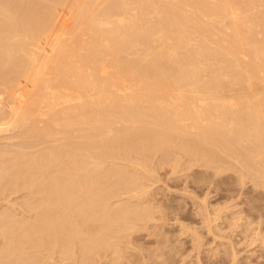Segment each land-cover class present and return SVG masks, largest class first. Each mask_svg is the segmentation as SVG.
Segmentation results:
<instances>
[{"label":"bare ground","instance_id":"obj_1","mask_svg":"<svg viewBox=\"0 0 264 264\" xmlns=\"http://www.w3.org/2000/svg\"><path fill=\"white\" fill-rule=\"evenodd\" d=\"M89 1L0 0V131L21 128L25 148L0 146V191L26 190L21 211H35L0 212L1 263H38L43 249L59 264L137 257L134 232L157 224L137 170L171 147L205 166L233 156L264 190V0ZM59 4L73 24L54 23Z\"/></svg>","mask_w":264,"mask_h":264},{"label":"rangeland","instance_id":"obj_2","mask_svg":"<svg viewBox=\"0 0 264 264\" xmlns=\"http://www.w3.org/2000/svg\"><path fill=\"white\" fill-rule=\"evenodd\" d=\"M90 1H89V3H92L93 0H90ZM235 1L234 0L231 1V5H233V6L237 5V4H235L236 3ZM96 2L98 4V3L101 2V0H99V1L98 0H94L93 3H92L93 7L97 6V5H95ZM263 4H261L262 7H258V8L254 7L256 9V10L254 9V11H258L260 9H263L264 8ZM241 6H243V5L241 4ZM257 6H260V5H257ZM59 7H61V9H63V10L65 9V11L63 12ZM65 7H67V6L66 5H62L61 6L60 4H59V6H57V9H59L61 11L59 12L57 10L59 13L58 14L54 13V14L58 16L61 13V15L58 16L59 20H58L57 16L55 17V15H54V18H55L54 19V23L57 24V23H60V21L61 22L62 21H67L68 23L73 24V21H74L73 20V13L71 11H69L71 13H68L67 10H69V8L68 7L65 8ZM89 7L91 8L90 5H89ZM229 7H231V6L228 5V10L230 9ZM233 8H235V7H233ZM233 8H231L230 10H232ZM185 9H187V8H185ZM244 9H243V12H244ZM250 10H253V8L250 9ZM185 11H187V10H184V12ZM262 11L264 12V10H261V12ZM188 12H185V13H188ZM243 12L241 10L240 14H242ZM248 12H249V10L247 12H245V13H248ZM252 12L253 11H250V14ZM189 14H191V12ZM240 14H238V16ZM252 14H254V12ZM210 15L207 16L208 18H205L206 21H209L208 19H211V18H209ZM248 15H249V13H248ZM238 16H236V17L238 18V21H239L240 17H238ZM189 17L193 18L194 15L193 16H189ZM204 17H206V16H203L202 20L205 21ZM211 17H213V16L211 15ZM214 18L215 17H213L212 18L213 20H211L213 23H214V20H215ZM193 19H196L198 21L201 20V18H198V17L193 18ZM230 20H231V18H230ZM230 20L228 22L227 19H226L227 22H223V23H227V24L229 23L228 24V26H229V25H231V23H230L231 21ZM204 21L202 22L203 24L205 23ZM216 21H217V19H216ZM220 21H221V19H220ZM222 21H224V19H222ZM217 22H219V21H217ZM217 22L214 23V24H212V23H208V24H209L210 27L215 25L217 30H218V27L220 25L218 26ZM232 26H231V30L229 29L230 31L228 30L229 27L226 26L227 29L226 30L224 29L225 32L223 31V33H225L224 35H227V36L229 34L232 35V32H233V30H232L233 27ZM226 27H224V28H226ZM221 30H223V29L221 28ZM257 31L259 32V30H256V36H257L256 39L257 40L259 39L258 41L262 42L263 38L261 39V37H263V36H262V34H260L258 36L257 35V33H258ZM226 32H229V33H226ZM65 34L66 33L61 35V33H60L59 35H61V37L63 36V38H67L68 35L66 34V36H65ZM218 34H221V33L218 32ZM3 86L5 87V85H1L0 84V98H2L1 95H3V97L5 96L4 99L2 98L3 99L2 101L5 100L6 102H4V103L8 104L7 100L10 101V99L8 98L6 93H8L7 91L9 89H8L7 86L5 87L6 89H4ZM2 89H3V91H2ZM4 127L5 126H3V128ZM11 127L13 129H15V127H13V126H11ZM9 129H11V128L7 127L5 129L6 132L5 131L2 132L4 129L0 131V133L1 132L4 133V134H0L1 137H2V135H4L1 138V140H0L1 141L0 144H2L0 146H4L3 143L4 144H8V145H5V149H2L1 152H3V151H15L16 152L17 146H14L16 144L19 145L22 149L25 150V148L22 147L23 142L20 141L23 138V137H21V139H20V136H21V133H22L20 131L21 128H20V130H18V127H16V129L15 130L12 129V131H10ZM7 130H9V131H7ZM18 131H20V134L18 133ZM15 133L18 134V135H15V137H14ZM7 135H13V136L8 137ZM11 137H13V138H11ZM12 142H13V144H12ZM10 144L12 146H14V147H10L11 146ZM20 147H18V148H20ZM0 148H2V147H0ZM22 149L21 150L19 149V151H23ZM179 150L180 149L177 146L171 147L169 159H168V157H166V159H165V156H163V153H161V152H157L155 154L153 153V155H149L147 157L148 162H146V166L149 167V168L144 166L143 168L146 169V170H144L142 168V165L138 167L137 171L139 173L141 172L142 174L144 173L143 175H145V177H144L143 180H146L145 182H146V184H148V189H149V190L147 189V196L144 197L143 202H144V204H145V202H147V205L150 206L149 209L153 208V210H152L153 216H155V213H156V217H155L156 220L153 221L154 220L153 219L152 223L153 222L157 223L156 224L157 227L154 226V228L156 227L157 229L156 228L155 229L151 228L152 229L151 230L150 228L149 229L147 228V230L143 229V230H140L138 233L136 231V234L134 232L133 235H135L136 237L133 236L135 238L133 240L132 251L134 253H136L134 255L135 256L137 255V257H133L132 260H134V258H135V260H137V261H135V263H134V261H132L130 259L126 260V257L124 256L125 258L121 259L122 264H124V263L128 264L129 260L131 262H133L134 264H253V263L254 264H264V200H263L264 198H262L263 195H264V193H263L264 190L261 187H259V186L257 187V184L255 183L256 181H254L251 176H246L245 173H246V171H248L246 169L247 167L244 165V163H243V166H242V164L240 166L239 164L242 163V162H240V161L239 162H235L236 160H235V158H233V156H232V158L234 160L231 158V156H227L226 157L225 154L223 156L224 160L226 159L225 161H223V162L222 161L221 162L217 161V163H216V160H215V161H213L211 166H207V165L205 166L204 162L202 163V161H199L200 164L196 163L194 161H191L190 155L188 156L186 153H183L182 151L180 152ZM171 152H173V153H171ZM184 154H186V155H184ZM221 154L223 155V153H221ZM187 156H188V159H187ZM181 158H182V160H181ZM173 161H176V162H173ZM117 162L122 163V164L126 163L123 160H117ZM191 163L193 165H190ZM167 164L168 165L170 164V165L168 166ZM180 164H181L182 167L180 166ZM215 165H216V167H215ZM175 166H178V167H175ZM199 166H200V168H197ZM225 166H226V168H225ZM234 166H235V168H233ZM239 166L242 167L243 169L240 168ZM140 167H141V169H140ZM236 167H238V168H236ZM133 168H134V166H133ZM209 168H210V170H209ZM224 168L227 169V172H226V170ZM228 168H229L230 172H229ZM135 169H137V168H135ZM139 169H140V171H139ZM173 169H174V171L175 170L176 171L174 172ZM211 169H213V170H211ZM198 170H199V172H198ZM147 171H148V173H147ZM217 171H219V172H217ZM176 172H177V174H175ZM216 172L218 174H216ZM146 175H149L148 176L149 179H147L148 177ZM213 175H215V176H213ZM207 176H209V177L211 176V177L209 178ZM196 177H197L198 180L196 179ZM226 177H228V179ZM229 177L232 178V179H230ZM247 177H248V179H247ZM249 177H251V178H249ZM246 180H247V182H246ZM147 181H149V182H147ZM202 181H203V183H201ZM204 181H207V182H204ZM225 181H227V182H225ZM238 181H239V183H238ZM209 182L210 183L212 182V183L210 184ZM235 182H236V184H235ZM225 183H227V184H225ZM223 187H224V189H223ZM233 187H234V189H233ZM217 189H219V190H217ZM10 191H11L10 189L6 190V191L4 189V190L0 191V200L2 199L0 201V212H4V210L6 211L7 208H9L10 211H12L13 213L18 214V216L19 215L21 216L22 213L21 214H19V213L23 212L24 210H25V212H23V213H25L26 216H31V215H33L35 213V211H30V212L27 211V212H29L28 214H31V215H28L27 212H26V206H25V209L21 211V209L24 208V206H21V205L23 203H24L23 205H25V202H24V200H25L24 197L25 196H23V194L26 195V193H27L26 190H22V191H19L17 193H15L16 191H11L14 194L11 193ZM261 193H263V195H261ZM250 194H251V196H250ZM156 195H158V196H156ZM237 195H238V197H237ZM152 197H154V198H152ZM164 197L165 198L167 197V198L165 199ZM145 198H146V200H145ZM249 198H251V199H249ZM246 199H248V200H246ZM17 202L19 203L18 205L21 204L20 205L21 208H18V210L16 209L17 208L16 206H18V205H15ZM13 203H15L14 206H13ZM155 203H156V205H155ZM204 205L206 207H204ZM224 205H226V206H224ZM155 206H156V208H155ZM161 206H162V209L160 208ZM249 206H251V207H249ZM164 207H165L166 211L163 210ZM14 208L17 210L16 212L14 211L15 210ZM159 209H160V211H159ZM169 210H171V211H169ZM205 212H207V213H205ZM239 215H240V217H239ZM159 216H161V217L159 218ZM237 218H239V220ZM259 218H260V220H259ZM206 223L207 224L211 223V224L207 225ZM230 227H231V229H230ZM220 229H221V231H220ZM150 231H152V232H150ZM1 233H0V235H1L0 236V252L3 251V249L1 247L5 246L4 244L6 242L5 238L3 239V237H2L3 234H1ZM166 234H167V236H165ZM224 236H226V237H224ZM217 239H219V240H217ZM197 240H199V241H197ZM245 240H246V242H245ZM165 242H167L166 245H165ZM164 245H165L166 248H163ZM168 245H170V246H168ZM180 245H182V246H180ZM222 246H223V248H222ZM231 246H232V248H231ZM176 247H178V248H176ZM199 247H201V248H199ZM136 248H138V249H136ZM165 249H167V250H165ZM31 250H33V249H31ZM43 250H42L43 253H39V255H41L38 258L40 263L39 262L38 263H34V262L28 263L27 262V263L28 264H42V263L43 264H53V263L54 264H59V261H57V260H59L58 259L59 258L58 257L59 256L58 253H55L52 256L54 258H52L50 256L51 253H50V251L48 249H43ZM152 250L154 252L158 251V252H156L158 254L157 258L150 256L149 253H150V251L153 252ZM46 251H49L50 254H48ZM233 252H234V256H232ZM42 254H45V255H43V257H42ZM77 255L78 256H76V257L80 258L79 252L77 253ZM163 255H165V257ZM49 256L51 258H48ZM179 257H180V259H179ZM232 257H234V258L231 260ZM110 258L112 259V257H108V258L104 259V261L105 260H107V261L106 262L103 261L102 263H104V264H107V263L108 264H112L113 260L110 262V260H111ZM161 258L163 260H161ZM165 258H168V259H165ZM40 259L41 260L43 259V260L40 261ZM49 259H51L52 261H50ZM55 261H56V263H55ZM166 261H167V263H166ZM78 262H79L78 264H82L80 262V259H79ZM2 263L5 264L4 261H2ZM2 263L0 261V264H2ZM62 264H65V262H62ZM129 264H131V263H129Z\"/></svg>","mask_w":264,"mask_h":264}]
</instances>
